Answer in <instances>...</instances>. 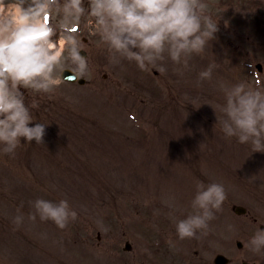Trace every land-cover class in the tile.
<instances>
[{"label":"rangeland","instance_id":"374dc122","mask_svg":"<svg viewBox=\"0 0 264 264\" xmlns=\"http://www.w3.org/2000/svg\"><path fill=\"white\" fill-rule=\"evenodd\" d=\"M206 4L218 31L182 74L170 59L163 75L123 58L109 63L94 18L86 15L72 26L82 27L86 84L22 89L26 103L36 105L33 124H47L46 134L41 144L21 138L13 156L0 154V264H150L151 245L160 243L181 244L184 254L238 253V260L264 264V252L247 248L264 227V152L225 138L219 123L226 88L241 81L264 86V0ZM61 19L54 14V23ZM214 62L219 67L212 79L199 81V72ZM197 181L223 184L227 199L207 235L180 240L175 226L195 211ZM173 192L182 198L180 209ZM40 198L67 200L76 219L64 229L38 216L28 219ZM233 206L247 215H235ZM18 208L24 219L17 226ZM205 246L211 252L202 251Z\"/></svg>","mask_w":264,"mask_h":264},{"label":"clouds","instance_id":"9594fccd","mask_svg":"<svg viewBox=\"0 0 264 264\" xmlns=\"http://www.w3.org/2000/svg\"><path fill=\"white\" fill-rule=\"evenodd\" d=\"M54 14L62 16L59 25L53 23ZM86 15L94 18L109 63L117 65L123 58L141 71L156 69L161 75L167 72L169 59L181 66L176 71L182 74L190 56L203 54L218 31V18L207 11L206 0H88L87 7L84 0H0V154L13 156L22 145L21 138L24 144L43 143L47 124H33L36 105L26 103L22 89L51 90L60 84L58 70L66 63L76 76L87 71L83 45L72 32V26ZM218 67L215 62L209 64L198 80H211ZM220 111L225 138L264 152V86L241 81L226 88ZM226 199L223 184L197 181L191 202L195 211L177 222V238L207 235L209 222ZM32 207L28 219L35 221L38 216L60 229L77 217L67 200L40 198ZM17 212L14 223L18 226L24 214L19 208ZM247 248L264 252V229L257 228Z\"/></svg>","mask_w":264,"mask_h":264},{"label":"water","instance_id":"95a60500","mask_svg":"<svg viewBox=\"0 0 264 264\" xmlns=\"http://www.w3.org/2000/svg\"><path fill=\"white\" fill-rule=\"evenodd\" d=\"M69 74H70V73L65 72L64 75H63V78H64V79H66V78L69 79ZM70 76H71V75H70ZM71 77H74V78H73V79H69L70 81H74L75 78H76V76H74V75H72ZM242 212H243L242 210H238V213H242Z\"/></svg>","mask_w":264,"mask_h":264},{"label":"flooded vegetation","instance_id":"af4514ba","mask_svg":"<svg viewBox=\"0 0 264 264\" xmlns=\"http://www.w3.org/2000/svg\"><path fill=\"white\" fill-rule=\"evenodd\" d=\"M189 264H193V262L192 261H189Z\"/></svg>","mask_w":264,"mask_h":264}]
</instances>
